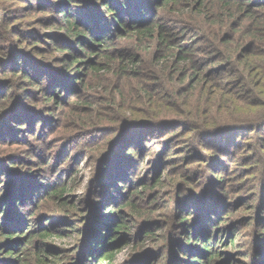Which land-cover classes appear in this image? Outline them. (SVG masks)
Wrapping results in <instances>:
<instances>
[{"label":"rangeland","instance_id":"374dc122","mask_svg":"<svg viewBox=\"0 0 264 264\" xmlns=\"http://www.w3.org/2000/svg\"><path fill=\"white\" fill-rule=\"evenodd\" d=\"M29 1L31 3L28 4ZM45 1L0 0V57L8 52L5 60H0L6 62L2 64L5 72H0V81L5 77L9 87L19 90L17 80L21 79V75L6 69L7 64L14 63L15 68H26L33 81L29 78L21 88L23 105L28 108L23 111L20 107L21 113L18 114L20 124L31 122L30 130L25 127L18 130L16 123H9L10 130L0 139V158L5 163L4 168L0 166L4 175L0 176V197L15 188L20 197L19 212H23L30 198L42 201L40 191L45 189L46 182L51 180L50 183L64 184L66 189L60 200H50L52 202L45 206L39 204L41 206L29 215L28 233L34 232L35 236L30 240L28 249L33 246L36 249L38 245L48 249L52 247L58 254L57 264H72L75 247L92 234L90 230L105 224L112 226V220L116 221L117 210L121 208L117 204L122 202L119 201L122 192L125 197L134 198L133 202L138 200L142 203L144 209L139 214L141 217L131 215L133 220L128 230L120 229L114 234V242L120 249H117L113 262L103 264H149L151 259H154L151 264H170V261L166 262L165 250L170 249L173 241L177 243L184 234L183 223L178 224L181 215L188 213L186 218L191 225L197 214L193 209L188 211L190 202H196L206 192L217 189L214 195H220L216 200L222 199L228 206L221 213L226 210L231 213L221 226L220 251L224 257H231L237 262L245 261L247 255L254 256L258 245L264 247V133L258 139L260 135L250 129V124L259 126L264 122V95L255 97L261 102L252 100L254 103H248L246 91L230 90V94L222 92L214 95L211 101L202 92L204 87L213 85L206 80L195 83L188 93L194 110L187 109V98L184 100L175 95L192 82L190 67L186 66L183 72L179 67L172 69L179 56L184 57L179 66L186 64L185 55H181L184 49H179L199 45L205 48L210 39L205 32L209 30L211 20L196 11L200 1L204 4L208 0H179L171 10L164 5L158 8L157 16L162 26L169 28L175 38L173 43L176 46H171L169 50L167 46L157 44V37L150 39L146 36L143 40L130 36L114 38L109 43L112 45L110 51L129 50L138 58L135 75L121 80L116 78L114 69L108 72L102 70L100 74L91 73L88 64H93L96 59L101 62V56L90 54L92 49L89 48H86L88 51L81 50L87 41L85 35L84 38L81 35L73 37L65 25L59 27L61 14L46 5ZM116 2L126 7L121 9L124 19L139 6L155 8L153 0ZM40 3L42 7L38 8ZM243 3L248 7L244 8H250L256 14L261 12L250 4L252 0H244ZM70 12L72 17L77 14L75 10ZM231 12L238 17L243 14L237 7H232ZM235 16L227 17L225 13L223 22L226 28L223 32L232 23L235 25ZM247 21L245 18L236 30V38L241 39L242 36L248 39L250 34L245 32L256 28L246 27ZM221 34L222 39L225 35ZM54 46L66 48L55 49ZM188 53L205 57L207 61L208 56L199 54L195 49ZM224 53L227 55L226 49ZM73 55L77 59L72 62ZM208 69L206 65L204 70ZM51 78L57 80L58 87L48 86ZM8 84L5 85L8 87ZM5 85L0 84V97L9 88ZM144 85H149L155 92L150 100ZM46 90L53 98H46ZM78 92L84 98L74 105ZM147 110L159 115V122L177 123L174 125L197 122L199 127L191 128L189 132L180 127L159 130L152 125L144 127L149 120ZM39 120L42 125L38 124ZM128 124L136 125L127 128ZM140 129L147 130L146 134L139 135ZM109 130H115V133L104 134ZM175 130L179 131L178 134H173ZM128 146L134 148L133 154L121 157ZM69 147L73 150L69 151ZM65 148L67 153L64 156L61 152ZM114 154L124 159L126 166L123 168L114 162L107 171L103 168L104 163ZM75 155L79 156L73 164ZM132 161L134 166L130 168ZM8 162L10 165L6 164ZM158 165L161 167L157 168ZM165 166L169 168L168 184L153 188L151 184ZM217 170H221L220 178L214 176ZM105 180L111 182L105 187L108 202L104 203L96 194L99 193L100 183ZM133 187L142 191L140 196L130 193ZM219 189L221 191L217 193ZM97 200L101 202L99 205ZM109 205L113 206L111 210H108ZM62 207L71 208L70 214L59 212ZM119 211L125 212V217L131 213L130 208ZM109 213L111 216H108ZM46 218L50 220L45 221ZM49 224L57 225L61 236H51L43 241L37 233L40 226ZM194 226L198 227V223H193ZM216 228L219 230V227ZM0 233V243H4L6 232L0 230ZM151 233L166 239L155 241ZM145 234L148 236L144 237ZM233 237L234 245L228 246ZM49 252L46 251L45 256L51 258ZM28 257L22 251L9 256L0 247V262L10 260L8 264L19 261L35 264L33 256L29 254Z\"/></svg>","mask_w":264,"mask_h":264},{"label":"trees","instance_id":"16d2710c","mask_svg":"<svg viewBox=\"0 0 264 264\" xmlns=\"http://www.w3.org/2000/svg\"><path fill=\"white\" fill-rule=\"evenodd\" d=\"M178 1L179 0H153L155 4V11L151 7H145V5H142L137 7V9H134L135 12L128 14L125 19L123 14L124 12L121 10L123 9L122 7L125 6L118 5V2H116V0H113V2L112 0H48L45 1V3L46 5H50L54 9H56V13L61 14L60 16L62 17L59 18V27L65 25L67 31L73 37H78L80 35L83 37V35H85L87 41L85 42V45L81 47V50L88 51L86 50V48H89L92 49L90 51V54L93 53L98 57L101 56V62L96 59L93 64H88V69L91 70V73L95 72L96 74H100L102 70L108 72V70L114 69L116 70V72L114 73L116 75V78L121 80V78L123 77L135 75V69L138 68V58L129 50L110 51V47H112V45L109 43H111L114 38H126L130 36L138 37V40H143L144 37L148 36L150 39L157 37V44H159L160 47L167 46V50H169L171 46H176V44L173 43L175 38L172 35V32L169 30V28L162 26L161 19L158 18L159 16H157V13L158 8L162 5L170 10L175 8ZM243 1L244 0H208L204 1V4H202V1H200L196 5V11L198 12V14L203 15L207 19L211 20L209 30L206 32L203 31V33L205 32L207 36L210 35V39L206 42L207 45L205 46V48L202 45H199V47L196 48L194 46H189L187 48L183 47L179 49H184L181 55H185L186 64L179 66V62L184 61V57L179 56L176 64L173 58L174 63L172 67V69H178L179 67V70H181L182 72L186 70V66L190 67L192 82L187 84L186 87L182 88L178 93H175L178 98L183 97L184 100H186L187 98V101L189 102V106L187 108L188 110H194V108L190 105L188 96L191 87L195 85V83H199L204 80L213 84H211L212 87H204L202 90L205 96H208L211 101L214 99V95L222 94V92L229 93L228 91L230 90H238L242 92L246 91L248 93V103H254L252 102V100L256 102L262 101L261 99H255V97L264 95V0H252V3H250L252 6L254 5V7L261 10L259 14H256L257 12H253L250 8V10L244 8L247 6L244 5ZM29 3L31 2L29 1L28 4ZM37 6L38 8L42 7L41 3ZM232 7L239 8L243 11V14L240 17L235 16L234 13L231 12ZM74 10L77 12V14L76 16L72 17L70 11ZM226 12L227 17L235 16L237 21L235 25H233L232 23L227 28L226 32H223L224 28H226L224 27L223 22ZM245 18L248 19L246 27L249 26L251 27V29H253L252 27L254 26L256 28L254 30L245 32L246 35L250 34L248 39L243 38L242 36L241 39L239 37L236 38L235 32L240 28L239 26L240 24H242ZM212 26L213 28H211ZM221 33H224L225 35L222 39ZM52 36L56 35H51V37ZM246 40L248 42H246ZM54 47L55 49L66 48L56 46ZM194 49L199 54L208 56L206 57L207 61L205 62V57L188 53L190 51H193ZM225 49L227 51V55H225L224 53ZM7 53H3L0 57V60L4 61ZM72 57V62L77 59L76 55H73ZM3 61H0V72H5V70L2 69V64L4 65L6 64V62L2 63ZM7 65L8 66L6 67V69H10V71L14 72V74L16 75L20 74L21 79L17 80L18 83H20V85L18 86L19 90L13 89L14 87H9L10 84L4 81L5 77H3V79L0 81V84H8L9 87L8 88L5 85L8 90L6 89L4 93H1L2 96L0 97V139L10 130L9 127L11 126V124L8 126L9 123H16V125H18V130H22L24 129V127L29 128L30 130L31 127V122L20 124V116L18 114L21 113L20 107L23 109V111L28 108L27 106L25 107L23 105L24 99L21 97V88L24 87L25 81H28L29 78L30 81L33 82L32 77L30 73H28V70L26 68L22 69L21 66L15 68V63ZM206 65L209 66L208 70H204ZM42 76L45 77L44 74H42ZM25 77L27 78V80L25 79ZM51 79V84H49L48 86L52 87V85H55L56 87H58L57 80L53 78ZM81 79L82 78H78V80L82 81ZM61 85L63 90L64 86L62 82ZM144 87L146 88V92L149 98L148 100H150L155 92L150 89L149 85H144ZM218 90H220L221 92H219ZM5 93H7L6 96ZM46 93H48V95H46V98H53V95L50 92H47V90ZM83 98L84 97L80 94V92H78L75 96V100L77 99V101L74 102V105L82 102L81 100ZM147 112L148 113L146 114V116L149 117V120L146 122L144 127L146 125H152L154 126V129L157 130L163 127H173L175 129L180 127L182 129H185V131L187 132L191 131V128L197 129V127H199V124L197 122H192L190 123V125H186L187 122L179 125H174L177 123L171 124V122L167 121H165L166 123H164V121L159 122V120H157L160 117L159 115H157L155 112L152 113L149 110H147ZM117 115L123 116L120 114ZM189 115L192 116L193 114L190 112ZM262 118L264 119V117ZM40 123L41 125L43 124L41 120H39L38 124ZM134 125L136 124H128L127 128L133 127ZM250 125L252 126L250 127V129L254 133L258 132V134L260 135L258 139L261 138L262 134L264 133V122L259 126L257 124L255 125L254 123ZM152 126H150V128ZM215 127L216 126L211 127L213 128L211 129V131H213ZM145 129H140L139 135H145L147 132V130ZM114 131L115 130L104 131V134L111 135L112 133H115ZM178 132L179 131L175 130L173 134H178ZM69 144H72V142ZM70 150H73V148L69 147V151ZM133 150L134 148L132 146H128V148L121 154V157L127 158L130 154H133ZM66 153L67 149L65 148V150H62L61 154H64L65 156ZM60 156L61 155H59V157ZM78 156L75 155L72 158V160H74L73 164L78 160ZM114 162H116L118 166H121L123 168L124 166H126L125 160H122V158L114 154L112 158H109L108 161L104 163L103 168L107 171H110V169L114 165ZM133 163L134 162L132 161L130 168L134 166ZM3 164L5 163L0 158V166L3 167ZM6 164L10 165L9 162ZM160 167L161 165L157 166V168ZM213 167L214 165H212L211 168ZM4 170L7 171V169ZM220 171L221 170H217V172L215 171V175H213L220 178ZM168 174L169 168H167L166 166L163 167L161 175H157L151 186H153V188L155 186L161 188L165 183L168 184ZM0 176L4 177L1 172ZM116 177L117 176H115V178ZM170 180L171 182L175 181L174 179ZM50 181L46 182L47 185L45 186V189L44 187H40L41 189H44L40 191L41 193L39 192L40 196L42 197V201L39 202V198H30V202L28 203L27 207H23V212H19L18 205L20 203V197L18 196V191L15 188H11L7 193L0 197V230L6 232L4 234L6 239L4 243H0V247L7 252V255H16V253L19 254L20 251H22L27 255V257L29 254L32 255L35 264H57L56 259H58V254L52 247L48 249L38 245L36 249H34L35 246H33L32 249L30 247L28 249L30 240L35 236L34 232L28 233V227L31 223L29 215L41 205L45 206L53 200H60L66 193L64 184L59 185L56 182L50 183ZM103 182L104 183H100V188L98 190L99 193L96 194V197L99 199V201H104L105 203L108 202L105 187L108 182L111 181L105 180ZM140 186L143 187L144 184ZM216 190L217 189H211V191L206 192V194L202 195L196 202H190L188 211H191V209H193L194 213H196L197 216L193 220L192 224L189 225V220L188 218H186V216L189 214L186 213L185 215H181L178 224L183 223L182 226L184 227V234L177 243L173 241L172 246L170 245V249L165 250V257H167L166 262L168 263L170 261V264L171 262L172 264H264V247L261 246L262 244L258 245V247L255 249L254 256L247 255V259L241 262L232 261L231 257H224V253L220 251L219 246L222 244H220L221 241H219V233H221L222 231L221 226L224 224V222H226L228 216L231 213H229V210L223 212L224 214L221 213L222 209L224 211V209H228V206H226V203L223 202L222 199L219 200L220 202L216 200L217 195H220H214L216 193ZM38 191L39 189L36 191V193ZM219 191L221 190L219 189L217 193H219ZM140 192L142 191H138L133 187L130 193L140 196ZM36 193L32 194L30 197L34 196ZM182 194L183 192L180 193V196ZM133 199L134 198H130L129 196L125 197L124 193L122 194L121 192L119 201L122 202L118 203L117 205L121 207V210L130 208V215L128 217H125V212L121 213L122 211H119L120 209H118V218L116 219V221L115 219L112 220V226H110L109 224H105L102 225L103 227L101 228H93L92 230H90L92 234L88 235L85 238L84 242L81 241L78 246L75 247L76 252L74 253V261L72 264H103L104 262H113L115 254L118 251L117 249H120V247L118 248L119 245L114 242V239L116 237V235L114 234L120 231V229L128 230L129 223L133 220L132 216L134 218L136 216H140L139 214L144 209L142 203L138 202V200L133 202ZM25 201H28L27 198L25 199ZM26 202H24V204ZM100 203H98L97 200V204L99 205ZM111 208H113V206L109 205L108 210H111ZM52 211L53 210H51V212ZM59 212H62L63 214L67 213L68 215L71 212V208L62 207ZM108 216H111V213H109ZM214 218H217L218 221ZM48 220H50V218H46L45 221ZM214 220H216V223ZM193 223H198V227H193ZM216 227H219V230H216ZM104 230L105 232L103 233ZM37 235L43 241L51 236H61L60 229H58L57 225L55 224H49L44 227L40 226V231L37 233ZM146 236H148V234H145L144 237ZM151 236H153L152 238H155V241L158 240V238H160V242L161 240L166 239V237L164 236H156L152 233ZM234 239L235 237L228 241V246L234 245ZM153 240L154 239H152V241ZM191 242L192 245H189ZM115 245L117 246L115 247ZM15 249L16 251H14ZM46 251H50L48 255H51V258L45 256ZM160 255L162 256V253ZM160 255L158 257H160ZM30 257L31 256H29L28 258ZM169 258L170 260H168ZM7 261L10 262V260ZM7 261H2L0 262V264H8ZM153 261L154 259H151L149 264H151ZM17 264H22V261H19V263L17 262Z\"/></svg>","mask_w":264,"mask_h":264}]
</instances>
